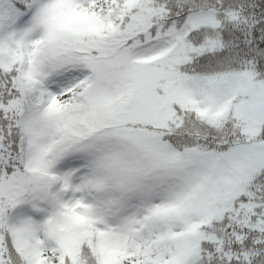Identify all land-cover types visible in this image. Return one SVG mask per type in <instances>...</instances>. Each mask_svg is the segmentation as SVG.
I'll return each mask as SVG.
<instances>
[{"label": "snow or ice", "instance_id": "1", "mask_svg": "<svg viewBox=\"0 0 264 264\" xmlns=\"http://www.w3.org/2000/svg\"><path fill=\"white\" fill-rule=\"evenodd\" d=\"M0 264H264V0H0Z\"/></svg>", "mask_w": 264, "mask_h": 264}]
</instances>
